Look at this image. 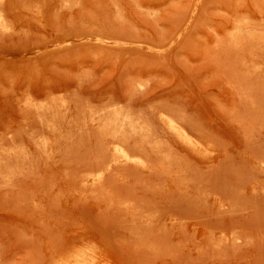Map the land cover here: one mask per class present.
Instances as JSON below:
<instances>
[{"label": "rangeland", "instance_id": "374dc122", "mask_svg": "<svg viewBox=\"0 0 264 264\" xmlns=\"http://www.w3.org/2000/svg\"><path fill=\"white\" fill-rule=\"evenodd\" d=\"M0 10V264H72L83 252L96 264H264V0ZM111 104L172 106L218 147L198 155L156 121L170 171L161 152L143 170L119 159L96 182L114 144L88 124Z\"/></svg>", "mask_w": 264, "mask_h": 264}, {"label": "bare ground", "instance_id": "6f19581e", "mask_svg": "<svg viewBox=\"0 0 264 264\" xmlns=\"http://www.w3.org/2000/svg\"><path fill=\"white\" fill-rule=\"evenodd\" d=\"M3 4V3H2ZM4 9V8H3ZM3 10H0V29L2 28L3 30H5V28H7L6 27V25L8 24V23H6L5 24V22H7L6 20H5V17H4V15L5 14H3V12H2ZM5 13V12H4ZM6 16V15H5ZM8 19V18H7ZM9 22V21H8ZM9 25V24H8ZM239 25V24H238ZM244 26V25H243ZM239 27H240V29L242 28V26H241V24L239 25ZM238 28V27H237ZM8 29V28H7ZM238 30V29H237ZM181 34V33H180ZM179 35V34H178ZM141 83V82H140ZM140 83H139V85H140ZM141 85H144V84H142L141 83ZM140 85V86H141ZM139 86V87H140ZM143 87V86H142ZM144 89V88H143ZM144 92V91H143ZM116 103V102H115ZM119 104V103H118ZM118 104L116 105L115 104V106H117V107H115L114 106V104L112 105L111 104V106H112V108L111 107H109L108 106V109L109 108H111V109H107V108H105V111L104 110H102V109H104V108H102V109H98L99 110V114L97 115V113H98V111H97V113H95V112H91V113H89V114H91L90 115V119H89V122H91L92 121V123H89L88 125H91V124H97L98 126V129L99 130H101V132L103 133V134H105L106 136L105 137H109V136H111V141H110V144L112 143V144H114V149H113V151H114V154H113V152L111 153V154H113L114 155V158H112V160H109V161H107V162H104L101 166L99 165V167H98V171H97V169H96V173H94V171H92V173H94V174H92V175H90V176H92V178L94 179V180H96V182H97V180H101V181H104V180H102L104 177H105V175L108 173L107 171L109 170V168H111V167H113L114 166V164H116L117 162L116 161H118L119 159H124V160H127V162L128 163H131V164H135V167L136 166H138V167H140V169H146V168H148L149 166H150V164H149V160H150V158H152V157H154L155 156V154H157V153H159V154H161V152H164V153H162L161 155H160V157L162 158V156H163V158H164V160H165V164L166 165H168V167H169V163H171V162H166V161H168L167 160V158L170 156V154L172 153V151H171V153L169 154V153H165L166 151H167V149H166V151L164 150L163 151V149H164V145H165V143L164 142H162L163 141V139L158 135V134H160V130H159V133H157V127H156V121H159V123H162L164 126H165V128H166V130L170 133V134H172V136L173 137H176V139H177V141H180L179 143H181V145L183 146H185V149H187V148H189L190 150H192V151H194V152H196V154H198V153H200V154H208V153H213L214 152V150L218 147H216L215 149H214V147H213V144H215V143H211L210 141H207V140H205V138L204 137H201V135H200V133H198V131L199 130H197L196 128H198V126L195 128V130H197V131H195L194 130V128H192L193 126H192V124L191 125H189L190 123H188L187 121L189 120L188 118L190 117H188V118H184L183 117V115L182 116H180V114L178 115V112L177 111H174V110H172L173 108H166V107H164V106H162L161 108H159V109H156V110H154V111H152V113H151V111H150V113H151V115H150V113H149V115H148V112H147V114H145L144 112H143V114L144 115H139V114H141L140 112H142V111H138L139 112V114H137L136 113V110H134L135 111V113H133V111H132V109L131 108H129V106H127L129 109V111L128 110H126V105L124 106V108L123 107H119L118 106ZM163 104V103H162ZM90 107V106H89ZM157 107H159V106H157ZM107 109V110H106ZM147 109V108H146ZM175 109H176V106H175ZM87 110V109H86ZM104 111L103 113H101L102 111ZM85 111V110H84ZM87 113L88 112H90V110L89 111H86ZM85 113V112H84ZM86 113V114H87ZM184 114V113H183ZM82 115V114H81ZM84 115V114H83ZM145 115H148V116H145ZM186 115V114H185ZM86 116H88V115H86ZM85 116V118H87ZM188 116V115H187ZM186 116V117H187ZM78 118H80V117H78ZM83 119V120H87V119ZM191 118V117H190ZM188 119V120H187ZM82 120V121H83ZM81 122V121H80ZM79 122V123H80ZM86 122V121H85ZM196 122V121H195ZM194 122V123H195ZM87 123V122H86ZM86 123H85V125H86ZM194 123H193V125H194ZM82 125L84 124V121H83V123H81ZM197 124H198V122H197ZM84 125V126H85ZM87 126V125H86ZM96 127V128H97ZM85 128V127H84ZM161 128H162V126H161ZM203 129V128H202ZM87 130V129H86ZM99 130H97L98 132H100ZM202 132V131H201ZM198 133V134H197ZM94 134V133H93ZM163 134V133H162ZM102 135V134H101ZM155 135H158L159 137H157V138H159V139H157L156 140V137H155ZM103 136V135H102ZM97 137V136H96ZM105 139V138H104ZM162 141H161V140ZM50 140V139H49ZM106 140H107V138H106ZM155 140V141H154ZM175 140V139H174ZM109 141H107V142H109ZM167 141V140H166ZM169 141V140H168ZM111 144V145H112ZM133 145V147L131 148V146H130V148H128V146L129 145ZM46 145H47V143H46ZM104 145V144H103ZM110 145V146H111ZM168 145H169V143H168ZM168 145H167V147H168ZM172 145V144H171ZM107 146H109L108 144H107ZM109 146V147H110ZM166 146V145H165ZM170 146V145H169ZM45 147V146H44ZM109 147H107V148H109ZM173 147V146H172ZM111 148V147H110ZM109 148V149H110ZM43 149H47V148H43ZM105 149V148H104ZM189 149H187V150H189ZM175 150V149H174ZM169 151V150H168ZM167 151V152H168ZM178 151V150H177ZM46 152H48L47 150H46ZM109 152V151H108ZM170 152V151H169ZM194 152H192L193 154H194ZM110 153V152H109ZM174 153V152H173ZM178 153V152H177ZM210 153V154H211ZM49 154V153H48ZM159 154H157L158 155V157H159ZM163 154H165V155H163ZM176 154V153H175ZM174 154V155H175ZM195 154V155H196ZM157 155H156V157H157ZM173 155V156H174ZM177 155V154H176ZM178 155H180L179 153H178ZM177 155V156H178ZM199 155V154H198ZM182 156H186L187 157V155H182ZM197 156V155H196ZM102 157V156H101ZM104 157V156H103ZM107 157L109 158L110 156H108L107 155ZM167 157V158H166ZM178 157H181V155L180 156H178ZM161 158L159 159V162L161 161ZM166 158V159H165ZM174 158V157H173ZM175 158H177V157H175ZM174 158V159H175ZM201 158V157H200ZM111 159V158H110ZM152 159H154V158H152ZM169 159V158H168ZM174 159L172 160V161H174ZM185 159V158H184ZM206 159V158H205ZM209 159V158H208ZM158 160V159H157ZM163 160V161H164ZM181 160H183V159H181ZM188 160V159H187ZM207 160V159H206ZM163 161H161L160 163H162V165H164V163H163ZM169 161H171V160H169ZM178 161H180V159L178 160ZM202 161H204L203 159H202ZM207 161H209V160H207ZM102 162V161H101ZM116 162V163H115ZM177 162V161H176ZM194 161L192 160V163H193ZM210 162V161H209ZM152 163H153V161H152ZM160 163H159V165H160ZM179 162H177V163H173V164H178ZM181 163H182V161H181ZM186 163H188V162H186ZM195 163V162H194ZM257 163V162H256ZM154 165H155V163H153ZM158 163H156V165H157ZM189 164V163H188ZM257 164H259V163H257ZM123 165V164H122ZM121 165V166H122ZM159 165H157V166H159ZM171 165H172V163H171ZM170 165V166H171ZM180 165H182V164H179V167H180ZM185 167H186V165L185 164H183ZM117 166H119V165H117ZM126 166H128L127 164H126ZM184 166H183V168H184ZM190 166V165H189ZM193 166V165H192ZM198 167H199V165H197ZM196 166V167H197ZM261 166V165H260ZM137 167V168H138ZM153 167V166H152ZM160 167V168H159ZM158 167V169H160V171L161 170H164L166 167H162L161 165ZM188 167V166H187ZM197 167V168H198ZM208 167V166H207ZM97 168V167H96ZM155 169H156V167H154ZM163 168V169H162ZM173 168H175L176 169V167H173ZM200 168V167H199ZM262 168H264V167H262ZM112 169V168H111ZM169 169H171V167H169L167 170L168 171H170ZM180 169V168H179ZM202 169V168H201ZM137 170V169H136ZM174 170V169H173ZM173 170H172V172H173ZM177 170V169H176ZM176 170H174V171H176ZM190 170V169H189ZM188 170V171H189ZM192 170V169H191ZM191 170H190V172H191ZM156 171V170H155ZM158 171V170H157ZM159 171V172H160ZM181 171H185V173L187 172V170H184V169H182ZM87 172V171H86ZM210 172V171H209ZM153 173V172H152ZM161 173V172H160ZM163 174L165 173V172H162ZM166 173H167V171H166ZM192 173V172H191ZM87 174V173H86ZM123 174V173H122ZM169 174H170V172H169ZM187 174V173H186ZM193 174V173H192ZM111 175V174H110ZM90 176H86L87 178H85L82 182H89V180H90ZM182 176V175H181ZM189 176V175H188ZM187 176V177H188ZM80 177V176H79ZM191 177V176H190ZM116 178V177H115ZM181 178V177H180ZM182 178H183V176H182ZM81 179V178H80ZM82 179H83V177H82ZM185 179V178H184ZM183 179V180H184ZM191 179V178H190ZM193 179V178H192ZM191 179V180H192ZM186 180V179H185ZM98 181V182H99ZM100 181V182H101ZM186 182H187V180H186ZM102 183V182H101ZM183 183V182H182ZM185 183V182H184ZM188 184V183H187ZM190 184V183H189ZM86 185V184H85ZM93 186H95V185H93ZM104 186V185H103ZM88 187V186H87ZM76 189V188H75ZM116 189V188H115ZM112 190H109V192H111ZM105 192V191H104ZM112 192H114V191H112ZM112 194L113 193H110L109 194V198H110V202L109 201H107V204H108V202L109 203H111L112 201H111V199H113L111 196H112ZM114 194H115V192H114ZM113 194V196H115ZM111 195V196H110ZM102 196H103V194H102ZM106 196H107V193H106ZM125 196V195H124ZM87 198H89V196H87ZM101 198V197H100ZM115 198H116V196H115ZM106 199H107V197H106ZM126 199V198H125ZM121 200H122V202H123V199L121 198ZM127 201H125V203L126 202H128V203H130L131 202V200H128V199H126ZM102 201V200H101ZM115 201V203H113V204H109V205H114L115 206V204H116V202H118V201H116V200H114ZM99 202H100V200H99ZM102 202H104V200L102 201ZM138 202V201H137ZM106 203V202H105ZM127 203V204H128ZM133 203V202H132ZM132 203H130L131 204V206L133 205V208L132 209H134V210H136V208H138V207H136V205L134 206V204H132ZM135 203V202H134ZM99 204H101V203H99ZM136 204V203H135ZM117 206H118V203L116 204ZM125 204H123L122 206L121 205H119L120 207H122V208H125V206H124ZM108 206V205H107ZM114 206H112V207H114ZM119 206H118V208H119ZM116 207V206H115ZM127 207H129V206H126V208ZM108 208H110V207H108ZM128 209V208H127ZM130 210V209H129ZM138 210V209H137ZM132 212H134V211H132ZM140 212V211H139ZM131 213V212H130ZM153 213V212H152ZM136 214H137V212H136ZM132 215H134V214H132ZM148 216V215H147ZM146 216V217H147ZM132 219V218H131ZM133 220H135V219H133ZM138 222V221H137ZM141 222V221H140ZM163 222H165V220L163 221ZM144 223V222H143ZM151 223V222H150ZM153 223V222H152ZM173 223V222H172ZM136 224V223H135ZM139 224H142V223H139ZM145 224V223H144ZM167 224V223H166ZM124 225V224H123ZM131 225V224H130ZM137 225V224H136ZM135 225V226H136ZM148 225V224H147ZM146 225V226H147ZM151 225V224H150ZM138 226V225H137ZM153 226V225H152ZM155 227V226H154ZM169 227V226H168ZM125 228H126V226H125ZM132 228H134V227H132ZM158 228V227H157ZM156 229V228H155ZM129 231V230H128ZM220 232V231H219ZM221 232H222V230H221ZM221 232H220V234H221ZM227 232V231H226ZM119 234V233H118ZM211 234V233H210ZM224 234V233H223ZM225 234H227V233H225ZM148 235V234H147ZM222 235V234H221ZM234 235V234H233ZM232 235V236H233ZM237 235V234H236ZM235 235V236H236ZM224 236H226V239H228V241H230L231 239H230V236H228V235H224ZM224 236H222V238H224ZM121 237V236H120ZM233 238V237H232ZM149 239V238H148ZM219 239V238H218ZM217 239V241H219ZM230 239V240H229ZM236 239H238L239 241H240V239H241V243H242V240H243V237L241 238V236L239 237L238 235L236 236V238H235V240ZM117 241V240H116ZM131 241V240H130ZM232 241V240H231ZM246 241V240H245ZM250 241V240H249ZM125 242V241H124ZM226 242V241H225ZM233 242V241H232ZM240 242H238V243H240ZM126 243V242H125ZM132 243V242H131ZM218 243V242H217ZM222 242L220 241V244H221ZM227 243V242H226ZM121 244V243H120ZM127 244V243H126ZM223 245V244H222ZM222 245H220V246H222ZM227 245V244H226ZM240 245V244H239ZM111 246V245H110ZM138 246V245H137ZM117 247V246H116ZM118 248V247H117ZM88 250V249H87ZM91 250V249H90ZM66 253V252H65ZM89 253V252H88ZM88 253H77V254H74L72 257H73V263L72 264H96V261L97 260H95V257H92L91 255H89ZM90 253H91V251H90ZM94 255V254H93ZM61 257V256H60ZM62 258V257H61ZM58 259V258H57ZM97 259V258H96ZM99 259V258H98ZM103 260V259H102ZM101 260V261H102ZM101 261H100V263H101ZM103 263V262H102ZM105 263V262H104ZM58 264V263H57ZM64 264V263H63ZM98 264V263H97Z\"/></svg>", "mask_w": 264, "mask_h": 264}]
</instances>
